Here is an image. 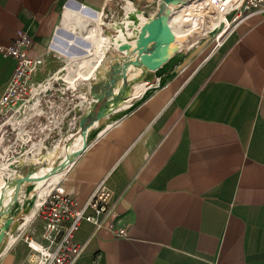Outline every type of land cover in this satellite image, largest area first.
I'll return each instance as SVG.
<instances>
[{
  "label": "crops",
  "instance_id": "crops-1",
  "mask_svg": "<svg viewBox=\"0 0 264 264\" xmlns=\"http://www.w3.org/2000/svg\"><path fill=\"white\" fill-rule=\"evenodd\" d=\"M115 1L0 0V49L12 44L20 29L28 32L34 40L30 55L44 59L35 81L49 83L33 111L31 106L15 109L17 119L26 122L38 113L52 122L58 114L56 126L78 125L87 134L100 119L91 115H101L121 94L110 85L115 71L106 72L111 44L99 62L89 59L93 45L88 40L79 37L83 45L71 46L59 36L68 32L67 3L101 10L106 18L117 12L111 7ZM141 1L153 8L152 17L167 14L164 1ZM198 46L175 53L170 48L155 70L141 65L132 79L142 78L144 92L124 97L129 105L114 111L113 120L68 166L59 183L82 205L105 184L115 204L112 219L127 231L126 237H117L108 227L96 228L83 219L75 235L83 250L73 264H264V10L244 17L221 46L204 43L194 49ZM74 55L82 57L78 62L86 57L88 64L71 61ZM122 60L115 79L124 84L133 69ZM15 65L0 50V97ZM69 115L74 120L68 122ZM12 119L8 116L5 125ZM47 120L39 124L50 125ZM20 172L18 167L3 177L14 180ZM12 199L0 206L5 212L0 214L5 233L0 264H30L25 237L40 236V206L28 222L32 206H14ZM93 213L85 207V214Z\"/></svg>",
  "mask_w": 264,
  "mask_h": 264
},
{
  "label": "built area",
  "instance_id": "built-area-1",
  "mask_svg": "<svg viewBox=\"0 0 264 264\" xmlns=\"http://www.w3.org/2000/svg\"><path fill=\"white\" fill-rule=\"evenodd\" d=\"M262 10L264 0H242L232 12L238 11L236 18H244ZM222 34L216 35L215 47L221 46ZM33 43V37L20 29L14 42L0 49L4 55L16 60L14 71L0 97V112L5 109L17 110L22 107L19 106L22 101H30L48 88L47 81H35L44 65V59L30 55ZM110 193L109 187L100 183L82 205L62 183L56 184L38 209V218L42 223L39 238L26 237L30 264H73L83 250V244L75 240V235L85 218L93 221L96 228L106 226L115 236L126 237V229L112 219L115 204L109 202ZM85 207H90L94 213L85 214Z\"/></svg>",
  "mask_w": 264,
  "mask_h": 264
},
{
  "label": "bare ground",
  "instance_id": "bare-ground-1",
  "mask_svg": "<svg viewBox=\"0 0 264 264\" xmlns=\"http://www.w3.org/2000/svg\"><path fill=\"white\" fill-rule=\"evenodd\" d=\"M241 1L242 0H182L180 3L174 4L172 6V9L170 10V11H172V17H171L172 21L171 22H172L174 29H175L174 35L170 40V46H171L173 53H175L177 50L182 51L183 49L188 51L193 46L197 45L199 42L187 44L189 42L191 36L194 35L195 33H197L199 35V37L201 38V37L206 35L207 31H210L214 28H218L220 25H222V23L228 24L229 21H228L227 15L232 13V9L238 8ZM165 4L163 6H166ZM82 6H83V4H82ZM85 7H87V6H85ZM167 7H169V9L171 8V6H167ZM65 9L66 10H64L65 11L64 25H65V29L68 32H65V30H63V32L60 33L59 36L62 37L63 40L69 41L71 43L70 44L71 46L77 45V46L81 47V45H83L79 41V37H82L83 39L91 42L93 45V47H92L93 49L90 52L88 51L89 52V59L90 58H93V59L97 58V59H99V62H100L101 58L104 55V51H105L106 46L108 47V45H110V44H116V46H118L120 43H122L124 41H128L129 36L132 34L131 26L133 24H132L130 19L126 20L125 30L124 29L121 30V28H119L120 31L118 33H116L114 35V37H110L108 35L103 34L102 24L104 23V19L102 17V11L101 10H99L97 12H93L90 10V8L89 9L82 8L81 6H77L73 2L67 3L65 5ZM221 9H223V11H221ZM142 15H141L140 26L145 21H147V19H148L147 17H145V15L144 16H142ZM151 17H152V15H151ZM137 28H139V26ZM174 41H175V44H174ZM58 42H60V41H58ZM132 44L134 45L135 41H132ZM57 45H58V43H57ZM174 45H176L175 48L173 47ZM74 48H76V47H74ZM67 49H69V48H67ZM80 49L81 48H79L78 50H80ZM90 49L85 48L84 50H90ZM78 50H76L77 53H78ZM79 53H80V51H79ZM69 54L71 55V53H69ZM80 56H82V54ZM74 57H75V59L73 58L71 61H77L78 62L79 58H82V57L78 58L76 55H74ZM136 57H137V55L133 54L131 58L135 59ZM70 58H71V56H70ZM86 60L87 59L85 57L84 60H80L79 62L81 65L86 64V63L88 64V62ZM69 63L73 64L72 62H69ZM97 65L94 64V66H92V69L89 70V71H91L92 74L94 73L95 69L97 68ZM68 66H69V64H68ZM81 69H82V67H81ZM128 69H133V71L131 72V75H130V77H132V76H134L140 72L141 66H138L133 62H130L128 64ZM78 70H80V69H78ZM80 71H82V70H80ZM80 73L82 74V72H80ZM88 74H89V72H88ZM85 76H88V75H85ZM79 77L81 78V76H79ZM145 84L146 83L135 84L132 94L135 96V95H140V93L144 92ZM123 87H124V84L122 82H118L117 85L115 86V92L120 91ZM20 105H22V106L27 105L26 100L22 101L19 104V106ZM128 105H129V103H127V99H125L122 102L121 101H113L110 103L109 106H106L103 109V111L101 112V115H100V119H102L104 117H109L115 111V109L122 108L125 106L127 107ZM100 119L96 121V123H95L96 125H98V123L100 122ZM86 138H87V134H80L72 142V144L70 146V151L76 152L77 150H79L85 144ZM66 153H67V148L64 149L63 154L65 155V157L62 159L59 168H50L49 170H46L44 172L32 175L30 180H33L34 184H33V189L31 190V192H28L29 195L24 190V185L26 184V182L29 179L28 178L26 179L25 176H22V174H20V176L17 179H15L14 182H9V181L5 180L3 175H4L5 170L9 169L8 168L9 166H8V163L1 164L0 165V205L3 202L11 201V196L13 194L18 195L21 199H25L28 197L29 202H31V199H32L33 203L30 204L32 206V209H31L30 215H28L27 221L28 222L32 221L33 217L36 214L38 207L42 204V202L44 201V199L46 198L48 193L51 191V189L56 184H58L60 182V180L65 176L68 166L74 162V160H73L71 162V164L69 163L70 158H69V155H67ZM48 158L50 159V156H48ZM13 159H15V158H13ZM54 162H55V160L50 161L49 163L54 164ZM15 240L16 239L14 238L11 241H15ZM34 244L36 245V243H34Z\"/></svg>",
  "mask_w": 264,
  "mask_h": 264
},
{
  "label": "rangeland",
  "instance_id": "rangeland-1",
  "mask_svg": "<svg viewBox=\"0 0 264 264\" xmlns=\"http://www.w3.org/2000/svg\"><path fill=\"white\" fill-rule=\"evenodd\" d=\"M152 4L156 5V2L154 1L152 2ZM111 7L113 9H116L117 12L115 13L114 16L108 15L106 18L103 16L104 24L102 25L103 27L105 25V27L103 28L105 29V31L106 30L109 31L108 33H105L103 31V33L110 37H114V35L120 31L119 28H121V30L126 28V20L130 19L127 15L129 10L136 12V14L138 15L140 14L139 16H141L142 14H143L142 16H144V13H143L144 10L146 11V14H148V16L149 14L152 15L151 11L153 10L152 7L150 9V7H147L144 1H141V0L140 1L139 0H130V1L129 0H116L111 5ZM139 11H142V14ZM237 12H232L231 14L227 15L228 21H229L228 23L229 27H227L228 24L222 23V25H220L218 28H214L210 31H207L206 35L201 38L199 37L197 33H195L194 35L191 36L187 44L199 42L197 44V46L198 45L199 46L195 47L194 49H199L200 44L204 45V43L209 44V46L211 47L212 45L214 46L215 41L213 43L212 39H215L216 35L223 33L221 38H224L237 25V23H239L243 19L241 17L236 18ZM146 16L147 15H145V17ZM131 22L133 24L132 20ZM226 27H227V30H226ZM131 29L133 31V27H131ZM131 35H135V33L132 32ZM123 54L124 52L120 51L118 49V46H116V44H111V47L108 51V57H110L111 62L109 63L110 66L106 70V72L115 71L111 73V75H114V78L112 76V80L110 83L111 88L113 89L115 95L119 93V91L115 92V86L117 85V82L118 81L122 82V80H118L115 78L117 77V73L118 74L120 73V71L118 70L120 68L121 62L123 61L122 58L125 57V56L122 57ZM132 77H130L128 81L124 80V87L121 90V94H119V96H117L116 98H111V102L118 101V100L122 102L125 100L123 99L124 97L126 98L127 96L128 97L130 96L131 92L134 90L133 85L139 83L142 80V78L132 79ZM115 83L116 85L114 86ZM37 99H38V95L35 96L30 101H26L27 105H24L20 109V111H23V109H26V108H27V111H29L30 106H31V111H33L32 107L36 105L35 102L37 101ZM118 109H115V111ZM99 110L100 109H98V111ZM35 111L37 112L38 110L35 108ZM99 112H96V114H93L91 116H96L98 118V116H100ZM14 113H15V110H12V109H8L6 112L5 110L0 112V125L2 124L0 126V165L3 163H8L9 169H6L4 172L7 176H9L10 174L6 173V171L12 172V170H16L18 167L20 170H22L20 174H23V175L25 174V178L29 179L27 181L28 183L26 182V184L24 185V190L29 195L28 192H31V190L33 189V184H34V181L30 180L32 175L44 172L46 170H49L50 168H59L62 159L65 157V155L63 154L65 148H67L66 154L69 155V158H70L69 163H71L76 158L78 153H80L81 149L77 150L76 152H73V151H70V146L72 142L80 134H84V133L80 131V129H77L78 125L68 123L66 129H64V127L62 128V126L61 127L56 126L54 122H55V119L58 117V114L53 115L51 117L52 122H50L47 120V118L44 117V115H39L38 113L28 115V113L26 112L27 114L25 115H28V118L30 117V119H28V121L26 122H22L21 119H17V115H14ZM113 113L109 117H104L100 119V122L98 123V125H96L95 124L96 122H95L94 125L89 128L90 131L87 133L85 145L89 143L92 135L97 130L101 129L103 125L107 124L106 121L110 122L111 120H113V117H112ZM8 116L10 117L13 116L16 119H12L11 122H8L5 125V121L8 119ZM43 117L48 121V123H50V125L45 126L42 123L39 124V122L45 121ZM53 119H54V122H53ZM69 120L72 121L74 120V118L71 115H69L68 122ZM78 130L80 132H77ZM5 132L6 134H4ZM23 136L25 137L24 140H23ZM11 156L12 157L14 156L13 158L15 159L11 158L12 159L11 160L10 159ZM48 156H50V159L48 158ZM53 160H55L54 164H50L49 162ZM15 161H18V162L14 163ZM4 179L6 180V177ZM14 181L15 179L9 180V182H14ZM11 198H13L12 200L14 202V206L19 202H25V203H28L29 205L33 203L32 199H31V202H29L28 197L25 199H21L16 194H13ZM9 202L6 201V203H9ZM2 204H4V202L1 203V205ZM3 209H5V207H3ZM3 234H5L3 223L0 221V236H2ZM32 234L33 233H29L28 235H32ZM12 238L16 239L17 235L15 236L12 235Z\"/></svg>",
  "mask_w": 264,
  "mask_h": 264
},
{
  "label": "water",
  "instance_id": "water-1",
  "mask_svg": "<svg viewBox=\"0 0 264 264\" xmlns=\"http://www.w3.org/2000/svg\"><path fill=\"white\" fill-rule=\"evenodd\" d=\"M166 6L162 9L167 12V14H158L153 17H148L141 26V16L136 14V12L129 11L127 13L130 20L133 21V33L135 35H130L128 41H124L118 45V49L124 52L126 64L130 62L135 63L138 66H144L149 70H155L158 68L169 56H170V40L174 35V26L170 20V15H172V6L174 4L180 3L182 0H163ZM171 8L169 9V7ZM82 8H85L81 5ZM142 14V11H139ZM139 26V28H137ZM125 30V28H124ZM135 41V44H132ZM136 54L137 57L132 59V55ZM86 134V129L83 130ZM86 145L82 148L80 153ZM78 153V155L80 154ZM77 155V156H78ZM5 212L0 211L3 215Z\"/></svg>",
  "mask_w": 264,
  "mask_h": 264
}]
</instances>
